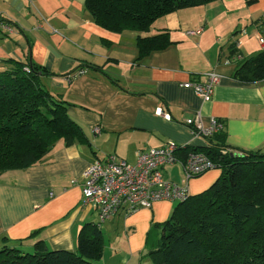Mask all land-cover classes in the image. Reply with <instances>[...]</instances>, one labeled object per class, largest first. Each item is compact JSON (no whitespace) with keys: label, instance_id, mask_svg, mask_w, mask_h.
<instances>
[{"label":"crops","instance_id":"crops-1","mask_svg":"<svg viewBox=\"0 0 264 264\" xmlns=\"http://www.w3.org/2000/svg\"><path fill=\"white\" fill-rule=\"evenodd\" d=\"M0 19L12 30L0 28V72L12 67L6 62L10 58H30L44 66L52 75L42 76L43 85L67 100L68 114L90 141L66 145L60 139L31 167L0 173V247L33 250L44 240L49 248L76 251L82 229L97 224L109 236H104L105 251L97 264H114L117 251L106 243L117 235L110 231L124 226L133 243L151 225L166 221L175 204L160 200L100 222L98 210L84 201V171L108 155L135 163L138 152L168 141L207 146L206 138L195 136L186 124L197 112L205 126L211 117L224 121L230 151L264 152V80L235 77L244 59L264 51V0H217L183 8L159 18L147 32L118 33L100 26L85 0H0ZM201 28L199 34H188ZM165 31L173 44L140 56L138 37ZM214 70L223 78L210 100L184 86L205 81ZM190 152L180 148L177 157L184 162ZM172 165L166 166V176L173 180ZM220 174L210 173L208 188ZM133 250L120 257V264H154L142 249Z\"/></svg>","mask_w":264,"mask_h":264},{"label":"trees","instance_id":"trees-1","mask_svg":"<svg viewBox=\"0 0 264 264\" xmlns=\"http://www.w3.org/2000/svg\"><path fill=\"white\" fill-rule=\"evenodd\" d=\"M214 1L85 0V6L97 24L122 33L147 32L167 14ZM171 44L167 31L137 39L140 56ZM237 52L232 44L230 54ZM6 62L12 67L0 72V173L31 167L60 139L66 145L90 144L82 126L68 114L67 100L43 85L42 76L52 75L44 66L30 58ZM235 77L249 83L264 80V51L244 59ZM206 140L205 147L181 149L186 154L204 152L221 174L208 189L180 202L159 224L161 245L149 252L151 260L154 264H264V152L225 153L230 147L223 132ZM88 227L82 229L76 251L49 248L44 240L37 241L33 250L5 244L0 247V264H97L104 253L103 231L97 224Z\"/></svg>","mask_w":264,"mask_h":264},{"label":"built area","instance_id":"built-area-1","mask_svg":"<svg viewBox=\"0 0 264 264\" xmlns=\"http://www.w3.org/2000/svg\"><path fill=\"white\" fill-rule=\"evenodd\" d=\"M0 28L12 31L0 19ZM199 30H189L188 34H199ZM264 42V39H261ZM29 70L28 67H26ZM223 75L214 70L207 74L205 81H188L185 87L192 88L203 100L212 98L214 89ZM164 110L160 108L162 114ZM164 114V113H163ZM195 136L213 137L225 129L223 120L211 117L205 126L200 112L186 119ZM96 131L99 129L96 128ZM182 146L168 141L161 147L142 150L135 163L108 155L91 163L83 173V195L85 203L91 204L99 212L100 222L116 217L121 212L130 215L141 208H150L156 201L179 200L183 202L191 194L188 185H179L166 176V166L179 161L177 153ZM223 152H230L225 149ZM182 162V161H181ZM187 178L197 176L216 167V164L202 151H192L182 162ZM73 180L72 183H76ZM53 194V193H52Z\"/></svg>","mask_w":264,"mask_h":264},{"label":"rangeland","instance_id":"rangeland-1","mask_svg":"<svg viewBox=\"0 0 264 264\" xmlns=\"http://www.w3.org/2000/svg\"><path fill=\"white\" fill-rule=\"evenodd\" d=\"M263 25L264 24L262 23L260 26H263ZM171 167H173L172 168L173 180L177 182L179 185H188L191 195L199 194L203 192L204 190L208 189V186L213 180V179L212 180L209 179L210 173H212V171H219L220 173V170H221L219 168H212L203 174L193 176L191 178H187L184 172V169H183L182 162L180 160L176 161ZM195 186L196 188H194ZM196 189H199V190L197 191ZM174 204H175L174 205V208H175L176 206L180 204V201L174 200ZM159 224L160 223L151 225L149 229L142 232V234H139L137 238L135 237L132 238L133 243H131L128 240V236H127L126 229L124 228V226L117 231L115 230L110 231L111 235L112 234L117 235L116 238H112L114 242H112L111 240H108L106 243V245L109 246L111 251H115V250L117 251V253H115L116 256L113 257V260H112L113 263L120 264V261H119L120 257L124 253L126 254V252L128 251L133 253L134 252L133 248L138 249L137 252L141 251L142 249L141 253H143V255L146 258H151V256L149 255V252L157 250L161 245L162 229L159 227ZM102 231H103V236H105L106 239H109V236L107 232L105 231V229L102 228ZM129 231L131 230L129 229ZM132 236H134V234H132ZM104 251H105V242H104Z\"/></svg>","mask_w":264,"mask_h":264}]
</instances>
